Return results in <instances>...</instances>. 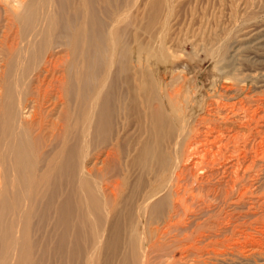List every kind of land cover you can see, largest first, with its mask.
Instances as JSON below:
<instances>
[{"label": "rangeland", "instance_id": "obj_1", "mask_svg": "<svg viewBox=\"0 0 264 264\" xmlns=\"http://www.w3.org/2000/svg\"><path fill=\"white\" fill-rule=\"evenodd\" d=\"M86 4L85 15H79L83 11L78 0H54L60 27L78 24L88 15L89 32L98 29L97 34H107L113 28L117 36L110 68L105 52L106 61L91 69L92 74L110 70L104 120L97 117V129L89 134L91 142L84 150L78 151L71 142L76 149L69 155L71 173L95 165V170H103L96 174L99 180L103 175L110 181L119 177L125 186L120 202L124 206L119 204V216L104 231L96 264H118L135 217L134 201L161 177H154L161 158L171 164L177 159V166L171 196L166 197L171 199L163 200L164 193L156 197L154 201L163 200L165 207L155 204L152 223L142 229L147 236L143 264H264V0H87ZM38 8L39 0H0V93L10 69L7 61L26 44L25 28L36 20L28 16ZM98 35L94 32L89 40L94 48ZM30 78L34 81L33 74ZM160 94L173 97L183 120L173 139L168 136L179 127L178 121L158 116ZM146 124L154 130L149 137L142 132ZM76 133L71 129L72 141ZM175 138L180 141L176 155L171 149ZM77 139L74 142L81 140L80 134ZM159 144L164 145L162 151ZM37 207L31 219L37 245L32 264H84L89 232L73 229L71 255L66 258L54 244L51 198Z\"/></svg>", "mask_w": 264, "mask_h": 264}, {"label": "bare ground", "instance_id": "obj_2", "mask_svg": "<svg viewBox=\"0 0 264 264\" xmlns=\"http://www.w3.org/2000/svg\"><path fill=\"white\" fill-rule=\"evenodd\" d=\"M78 3H81L79 7L83 11L79 15H85L87 0H78ZM39 7L41 8H38L35 12H28L30 13L28 17L31 19L33 16L36 20L34 23L31 22V25L29 22L27 28H25L24 39L26 44L24 47L19 48L20 52L15 53L14 59L7 61L10 69H7V79L3 80L1 86L0 264H32V252L36 251L37 245H34L32 239L34 232L31 219L34 214L36 216L37 204L49 197L52 201L55 247H58V251L59 249L61 252L64 251L67 258L71 255L69 250L73 229L83 230L84 233L88 231L90 239L88 243L89 251L84 264H96L104 231H106L110 220L112 218L115 220L116 216H119V207L123 205L120 202H122L121 199L124 197L123 195L121 198V195L125 186L119 180V177L116 180L112 178V181H110L103 175L102 179L100 178L101 180H99L96 174L103 172L101 167L97 168L96 170L98 171H96L95 165L91 169L81 166L74 174L73 172L71 173L72 166L70 167L71 171L68 166L70 165V158L74 149L79 148L77 150L82 151L87 147L90 141L88 139L89 134L92 130L94 131L96 120H99L97 117L106 111L107 89L109 90V88H106V82L109 78L110 70L109 73L108 70L104 69L105 71L103 70L104 72L102 71L100 74H97V72L92 74L91 69L95 65H99L100 61L103 63V59L106 57L104 55L105 52L107 53V64L110 68L114 62L117 36L113 28L109 29L107 34L100 31L102 34L99 32L98 34L101 35H98L96 33L99 31L98 29L89 32V28L87 29L86 25L88 15L85 18L86 21L83 17V20L78 24L68 22V25H65L66 27L63 26L64 23L60 27L56 20L58 11H56L54 6V0H39ZM94 32L98 35L97 38L95 36V48L94 43L91 46L89 42L91 37L94 36ZM119 33L121 32L119 31ZM104 61L106 60L104 59ZM32 74L34 81L30 78ZM26 87H28L27 90ZM130 90L131 93L134 92H132V89ZM169 95L173 96L172 93ZM171 96L160 94L157 99L158 116H162V119L164 118L163 116L167 119H172V116H174L178 121L179 127L174 128L173 126L174 129L170 132L168 139H173L175 134L180 132L183 127L182 117L177 110L178 106L174 104ZM147 115L148 113L145 111V118L148 119ZM148 126L150 125H147L146 128L142 127L144 130L142 132L146 133L147 136L148 133L153 135V128L151 126L147 128ZM101 127L103 128L104 126L102 125ZM71 129H77L80 134L81 140L78 143L74 141H76L79 134L76 133L78 136L75 135L77 138L72 141L70 136ZM163 129L165 131L166 128ZM72 133L74 132L72 131ZM172 134L174 137H172ZM71 142L75 145L77 144V147L74 148V144ZM118 144L120 145V141ZM159 145L162 151L161 146L164 145ZM179 145V138H175L171 147L174 155H176ZM142 148L145 149V146ZM148 148L149 146L147 145L146 149ZM147 152L145 151V153ZM70 154L71 157L69 156ZM110 154L111 152L108 151L107 156ZM146 155H149V153ZM161 159L163 160L161 163L157 162V164H161L159 165L161 166L160 169L157 168L160 171L154 174L156 168L153 170L155 178L160 175L161 177L149 183L148 188L138 195V198L136 197L137 200L135 199L136 201H134L135 203L132 207L134 212L132 213L135 217L133 216L134 218L127 228L125 250L120 252L118 264H143L142 249L146 235L144 236L142 231L154 219L151 216L153 211L151 208H154L155 204H157L154 200L161 193H164L163 200L166 199L168 201L171 199L166 197L171 196L170 182H172L173 171L177 166V159L176 163L175 161L172 162L173 164L166 160L167 157L165 159L166 162L163 158ZM104 162L105 160H103ZM162 164L164 167H162ZM58 182H60L59 186ZM130 190L133 192L132 189ZM132 192L130 193L131 196L133 195ZM163 200L159 199L161 201L159 203L162 204ZM159 203L157 204L158 208L161 206ZM130 204L132 205V201ZM162 207H165V205ZM155 210L157 211V209ZM125 214L127 216V213ZM154 216L156 215L154 214ZM60 253H56V261L58 263L63 260Z\"/></svg>", "mask_w": 264, "mask_h": 264}]
</instances>
